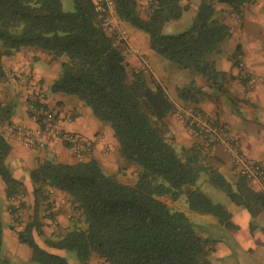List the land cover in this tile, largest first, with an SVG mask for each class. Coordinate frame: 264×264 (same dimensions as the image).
Segmentation results:
<instances>
[{
    "label": "trees",
    "instance_id": "obj_1",
    "mask_svg": "<svg viewBox=\"0 0 264 264\" xmlns=\"http://www.w3.org/2000/svg\"><path fill=\"white\" fill-rule=\"evenodd\" d=\"M73 1V10H64L63 0H0V76L4 74L2 56L22 47H37L53 59L65 55L51 90L77 96L98 119L108 122L119 143L120 156L136 162L140 169L137 181L129 183L105 172L94 158L42 161L30 171L36 199L49 187L61 189L70 195L74 214L83 220V225H73L64 235L46 239V244L75 251L81 264H91L93 253L105 264H211L208 256L215 239L207 229L210 224L194 221L167 199L178 201L189 185V211L213 215L221 224L231 226V213L225 205L194 188L201 172L253 215L264 210V194L248 187L243 175L235 189L221 171L204 162L200 144L182 147L181 151L175 147L163 119L175 108L166 88L141 68L129 71L125 52L101 25L93 0ZM113 1L122 22L147 33L152 50L180 68L202 74L210 86L224 92L230 104L236 105L224 86L228 74L208 58L232 34L230 25L215 17L214 1L201 0L192 25L176 34L162 30L188 9L182 0H155L147 6L146 15L139 0ZM217 1L242 14L250 0ZM240 53L238 44L232 56L237 64ZM204 94L194 84L178 88V96L185 101H199ZM2 111L3 117L10 118V106L2 107ZM10 150L11 144L0 131V175L8 198H15L25 194L26 188L6 164ZM2 211L0 202V249ZM34 230L39 232L35 219L18 232L19 240L31 248L33 259L42 264H70L65 255L42 247Z\"/></svg>",
    "mask_w": 264,
    "mask_h": 264
},
{
    "label": "crops",
    "instance_id": "obj_2",
    "mask_svg": "<svg viewBox=\"0 0 264 264\" xmlns=\"http://www.w3.org/2000/svg\"><path fill=\"white\" fill-rule=\"evenodd\" d=\"M182 1L197 13L201 0ZM212 1L215 2L216 8L228 15L225 23L230 25L231 39L236 42V46L241 45L238 57L245 62L254 76L252 84L245 87L239 78L238 64L232 58L236 47L229 57L212 59L216 67L229 76L224 86L229 95L236 99L235 106L230 104L224 92L210 86L202 74L193 72L194 78L190 82L183 79L180 83L174 82L173 79L166 80L169 63L150 48L149 36L140 30L129 31L124 22L119 20L120 26L129 34L130 42L140 49L141 55L125 46L121 45V48L125 52L129 68H138L141 57H147L153 78L166 88L173 100V112L163 119L168 126L167 135L175 147L182 149L200 144L205 156L207 155V164L217 168L225 177L228 172L236 173V179L229 180L236 189L241 174L229 154L223 148H212L211 144L198 138L179 111L183 108H199L212 115L217 114L226 123L238 146L252 159L264 163V0L247 2L240 19H236V13L229 4ZM2 50L0 43V51ZM1 66L4 74L0 76V131L11 144L6 164L14 177L24 182L26 188L23 199L8 198L6 183L0 175L3 241L17 257L32 258L31 248L19 240L18 232L25 228L27 222L35 219L39 225V232L34 230L35 239L47 250L63 255L65 250L49 247L45 241L64 235L72 227L74 212L71 197L61 189L49 187L44 195L39 194L36 199L30 171L47 159L75 162V157L61 136L54 138L47 149L37 151L25 146L18 132L11 130L7 125L38 128L40 122L31 112V104L42 102L56 111L57 125L63 133H78L94 142L92 158L101 164L105 172L116 175L126 163L120 156L119 143L108 122L98 119L91 108L77 96L51 90L52 82L60 75L61 58L53 59L37 47H22L11 55L2 56ZM14 75L17 78L14 79ZM164 80L169 82L170 86L164 84ZM192 84L201 87L206 94L196 102L181 99L178 96V88ZM50 91L51 95L48 94ZM6 105L11 107L10 118L3 117L2 107ZM214 160H219L220 163L214 165ZM247 184L254 191H260L258 181L248 179ZM13 202H21L32 216L27 220L24 219L25 215L21 220L16 219L9 210ZM225 207L231 213V226L221 224L213 215H205L197 220L201 224H210L207 229L215 239L208 256L211 264H264V210L261 209L253 215L248 208L232 199Z\"/></svg>",
    "mask_w": 264,
    "mask_h": 264
},
{
    "label": "built area",
    "instance_id": "obj_3",
    "mask_svg": "<svg viewBox=\"0 0 264 264\" xmlns=\"http://www.w3.org/2000/svg\"><path fill=\"white\" fill-rule=\"evenodd\" d=\"M155 0H140L143 7H147ZM94 9L101 25L111 33L120 46H125L134 53L141 55L140 49L132 45L129 34L120 26L119 17L116 13L113 0H93ZM247 3V2H246ZM245 3V5H246ZM244 5V6H245ZM240 13H236V19L241 18ZM240 69L239 77L243 79V85L248 87L254 81L252 71L240 58L238 61ZM141 68L146 73L151 72L149 59L142 56L140 59ZM31 112L40 122L36 129H29L20 125H7L11 130L18 132L21 141L37 151L47 149L54 138L61 136L75 157V161H85L92 158L94 151V142L86 139L84 136L66 132L57 125L56 111L42 102H33ZM184 121L191 127L193 133L207 144H219L229 154L232 163L238 169L241 175L247 179H254L260 184V191L264 194V163L249 157L236 142L234 136L229 132L224 120L216 115H212L199 108H183L179 111ZM25 197L24 193H19V200ZM19 203L13 202L9 210L16 219L21 220L25 215V209Z\"/></svg>",
    "mask_w": 264,
    "mask_h": 264
},
{
    "label": "rangeland",
    "instance_id": "obj_4",
    "mask_svg": "<svg viewBox=\"0 0 264 264\" xmlns=\"http://www.w3.org/2000/svg\"><path fill=\"white\" fill-rule=\"evenodd\" d=\"M142 5L143 4H140V9L142 10L143 15H146L145 10L147 9V7H143ZM63 8L64 10H73L74 1L73 0H63ZM195 15H196V12L192 8L186 9L183 15L179 19L171 20L164 25L163 30H162L163 33L176 34V33L187 30L192 25ZM215 17L218 18L220 21L225 22L228 18V15L224 13V11L216 8ZM124 26L127 27L129 31L135 32L137 30H140L141 32L147 34L143 30L132 25L131 23L124 22ZM235 47H236V42H234L231 39V36H229L220 43L219 50H215L208 54V58L212 60L214 58L229 57L231 53L233 52V50L235 49ZM63 59H66L65 55L61 58V60ZM163 59H165V61L169 63L167 67L168 75L166 76L167 78L166 80L173 79L174 82L176 83L182 82V79L185 80L186 82L192 81V78H194V76H193V72L190 69L180 68L176 63L166 59L165 57ZM128 69L130 72L132 71V68L128 67ZM147 75L151 78L153 77L152 72H148ZM13 78L15 79L17 78V76L14 75ZM166 80L163 81L164 84H169L168 86H170V83L166 82ZM51 93L52 91H50L48 94L51 95ZM232 128L234 127L232 126ZM253 132L256 133L255 130ZM211 147L212 148L213 147L222 148L221 145L219 144H211ZM178 150L181 151V148H179ZM219 158L222 159L221 157ZM204 162L208 163L207 155L204 157ZM125 163L126 165L120 168V170L117 172L115 176L122 181L129 182V183H135L138 179V170L140 169V166L136 162L125 161ZM212 163H214V165H218L220 161L214 160L212 161ZM226 177L228 180L232 181L236 179L237 175L235 172H228V175ZM194 188H198L202 192L206 193L215 202H220L224 205H228L229 202H231V198L227 194V192L223 190L221 187H219L218 185L212 183L208 178V174H206V172L204 171L201 172L197 185L194 186ZM191 189H192L191 186L186 185L185 193L181 196V198L178 201L172 202L170 199H167V201L174 208L185 210L190 215V217L196 222H198L197 220L205 215L212 216L210 214H201V213H196V212L193 213L189 211L187 198H188L189 191ZM24 209H25L24 219L27 220V218L29 219L32 216V214L29 212V209L27 208H24ZM72 221H73L72 226L73 225L74 226L83 225V220L79 218L78 215H75L72 218ZM63 255L67 257L70 264H81L80 259L75 251L65 250ZM0 264H42V263L38 262L37 260L33 258L26 259V258L17 257L15 252H13L12 250H9L7 248V243H4L3 241L2 248L0 249ZM91 264H105V263L99 257L98 254L93 253L91 256Z\"/></svg>",
    "mask_w": 264,
    "mask_h": 264
}]
</instances>
